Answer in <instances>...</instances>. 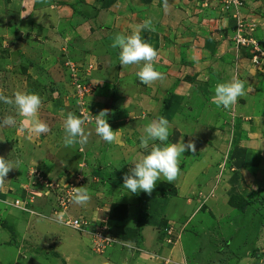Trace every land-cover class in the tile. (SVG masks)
I'll use <instances>...</instances> for the list:
<instances>
[{
	"label": "rangeland",
	"instance_id": "1",
	"mask_svg": "<svg viewBox=\"0 0 264 264\" xmlns=\"http://www.w3.org/2000/svg\"><path fill=\"white\" fill-rule=\"evenodd\" d=\"M21 1L3 0V4H0V94L12 97L17 90L39 94L42 106L37 112V118L47 123L50 130L45 134H30L27 130L30 124L17 114L15 106L0 101V156L18 167L9 172L0 188L1 242L4 230L10 236L7 243L16 244L14 254L17 250L26 252L27 241L28 248L32 251H36L40 245L28 240L32 238L24 234V222H20L23 227L25 225L22 231L14 229L16 221L21 219L19 212H25L29 217L33 213L31 223L41 220L47 230H51V226H58L64 229L63 232L66 230L69 237L77 238L79 235L75 234V229L59 223V218H75L71 216L72 195H68L69 187L65 186L71 181L74 185L70 187L86 188L88 183H94L91 181L92 176H95V180L109 182L108 176L104 175L108 171L100 175L94 173L102 170L103 161L108 162L114 158L117 161V158H121L122 151L125 157L123 165L112 169V174L119 179L112 181L111 178L110 183L111 186L114 183L124 184V175L134 167L130 161L150 150L140 147L139 137L144 134L145 126L151 120L164 116L169 121L168 143H176L182 139L185 143L193 140L197 151H186L181 155L179 175L171 184L163 176L160 177L147 204L158 206L161 201L159 193L164 192L175 201L170 206H167V202L164 203L163 209L183 220L188 214L185 200L192 199L191 197L196 201L200 200L198 193L206 187L212 189L208 196L202 192L201 198L208 200L216 196L219 200L216 201L218 206L213 207L210 213L200 207V213L205 212L200 214L201 217L194 218L191 228L177 223L164 225L163 228L158 225L162 230L160 236H163V245L169 247L181 243L189 229L194 232L203 230L207 236L204 237L201 233L203 247L200 252H196L197 248L191 240L187 239L186 242L194 260L199 259L202 264H234L239 259L244 264L251 259L252 262L248 264H263L264 203L260 200L264 195V115L261 118L256 115L255 119L246 124L245 128L251 127L253 129L248 131L254 132L250 135L253 142L248 144L247 140H241L244 135L234 134L236 125L241 123L242 118L239 116L235 120L230 117L233 107L230 110L220 107L221 111L217 109L216 113L211 111L209 115L208 112L205 113L206 107L203 104L207 105L212 101L214 86L230 81L233 74L248 77L250 85L254 83L260 87L264 82V57L260 56L258 66L251 61L252 54L248 51L250 47L237 45V37L241 34L255 40L264 49V0H167V8L164 0H127L126 4L104 5L102 15L108 18L105 23L93 20L97 17L90 16L93 12L88 19L79 15V34L75 28L77 21L71 15H63L58 20L59 15L54 12L61 10V4L52 5L48 0H38L43 3L35 4L34 0V4H29L24 9ZM64 5L70 11V4ZM54 7L56 10L52 9ZM71 8L74 10L72 4ZM31 10H34L32 14ZM88 10H91L90 7ZM32 15L35 24L31 31L26 28L33 37L28 36V43L21 39L22 34L17 25L22 19L32 18ZM147 19H151L154 31L141 30L143 21ZM134 29L139 30L142 39L158 52L155 68L162 73L163 79L151 86L142 83L136 76L140 65L122 67L118 58L120 50L111 46L117 34L129 35ZM22 41L26 42L20 44ZM201 66L205 70L201 71ZM182 82H192L193 85L189 87L188 83ZM204 82H207V86ZM179 86L180 90L177 89ZM183 88L188 92L187 97L183 101L175 100L176 89L181 92ZM253 89L257 90L255 87ZM253 92L254 97L263 95L262 92ZM253 104L252 100L249 108ZM257 107L260 106L255 104L253 116L260 111L256 110ZM104 109H109L106 119L113 131H117L116 141L113 143L103 141L95 132L93 115H98ZM70 112L81 119L89 117L83 125L88 136L87 143L83 146L76 143L66 147L63 143V123ZM8 116L15 118L14 126L3 125V120ZM203 123L206 129L211 128L209 136L199 135ZM228 127L226 139L216 133L219 131L225 135L224 129ZM238 130L239 134L243 131L240 128ZM236 139H240V142L232 144ZM108 146H115L116 149L109 152ZM251 148L253 151L245 152ZM63 176L68 177L63 179ZM106 186L111 188L107 184ZM92 187L101 189L96 182ZM107 194L106 199L112 201L110 193ZM234 195L250 201L243 214L230 207L229 200ZM64 196H69V202L63 212H59L58 208L62 207L58 203ZM179 196L183 199L186 196V199L181 200ZM226 197L227 200H224ZM18 200L19 206L27 210L13 205ZM237 201H234L235 204ZM201 202L200 200L199 203ZM39 205L47 208H39ZM115 206L118 209L119 206ZM212 206L214 203H211L210 207ZM192 211L189 207V212ZM201 218L204 220L202 229L199 224ZM85 219L91 221L92 218ZM120 226H108L106 233L115 241L110 248L116 244H124L123 247L131 245L117 238ZM170 229L171 236L167 232ZM124 231L125 228L122 229V234ZM86 235L91 240V250L95 251L94 240ZM197 235L199 233L194 237ZM228 240L230 244L226 247ZM138 245L142 253L143 242ZM211 248L221 251V254L217 256L211 253V250L208 251ZM108 250L109 247H104V252ZM231 250L237 253L236 258ZM202 251H208L210 255ZM41 255L54 264L49 259L52 255ZM147 256L149 259L157 258L152 252ZM12 261L10 258V263Z\"/></svg>",
	"mask_w": 264,
	"mask_h": 264
},
{
	"label": "crops",
	"instance_id": "2",
	"mask_svg": "<svg viewBox=\"0 0 264 264\" xmlns=\"http://www.w3.org/2000/svg\"><path fill=\"white\" fill-rule=\"evenodd\" d=\"M0 4H3V0H0ZM16 1V0H14ZM42 1V0H41ZM41 1L35 0V4H39V3H43ZM49 4H61L60 6V11L57 10V13L59 15V19H62L63 15H71V17L74 18V20L77 21L76 24V31L79 34V30H80V25L78 22L79 19H81V15L84 17H86V19H88L90 16H96L93 20L99 22V20L102 23H105V21L108 20L107 16H103L102 14L104 13V9L106 4H126L128 2H126L127 0H123L124 3H122V0H103V1H99V0H48ZM56 1H59L58 3H56ZM130 1V0H128ZM8 2V1H7ZM10 2V1H9ZM20 3V0H19ZM18 2H15V4H19ZM21 4L24 5L22 6V8L25 9V6H29V4H34V0H22ZM48 4V3H47ZM63 4V5H62ZM64 4H70V8L68 11L65 7ZM71 4L74 8V10L71 8ZM95 6V8L93 7ZM90 7L91 10H88ZM56 7L52 8L55 9ZM51 9V10H52ZM56 10V9H55ZM30 11V10H29ZM32 12L30 14H32L34 12V10H31ZM78 11V13H77ZM72 12V13H71ZM76 12V14H75ZM83 12V14L81 13ZM93 12V14H91L89 16V14ZM29 13V12H28ZM52 13V15L54 14ZM99 14V16H98ZM80 15V16H79ZM75 16V17H74ZM78 18V19H77ZM102 18V19H101ZM50 19V18H49ZM82 23V22H81ZM33 24H35V18L32 15V18H27V19H22V21H20V23H18L17 27H18V31L19 33H21V39L27 40L28 41V36L30 38H33L31 35V32H27L26 28L29 29L31 31V27L33 26ZM36 28V27H34ZM90 32V31H89ZM30 40V39H29ZM20 42V44H24L25 42ZM200 70H205V67L201 66ZM206 72L208 73L209 70H206ZM254 76V75H253ZM255 77V76H254ZM248 77L243 76V74L239 77V79H241L244 82L245 85V94L241 97L238 98L237 103L232 106L233 109L231 112H233L232 114H229L230 117L232 116L235 120H237L239 118V116H241L242 120L241 123L238 124V126L236 125V130L234 132V134L242 136L241 137L242 141L243 140H247L248 144H251L253 142V140H250L251 137L250 135H253V131L250 132L248 130H251L253 128H249L246 129L245 126L246 124L250 123V121H252V119H255L257 116L259 115V118H261L264 115V82L260 84L259 86H256L254 83H251L250 85V80L247 79ZM250 78V77H249ZM183 83V82H182ZM189 85V87L193 85L192 82H184L183 84H187ZM215 84V82H214ZM199 85H202L201 83H199ZM204 85L207 86V82H204ZM257 90H254V87ZM186 87V86H185ZM205 88L204 86H200ZM187 88V87H186ZM186 88H183L184 90L181 89V92H177V89L180 90V86L176 89V96H174L175 100H180L183 101L184 98H186L188 95V92H186ZM183 91V92H182ZM253 91H256L257 93H261L262 92V96L258 97L255 96V93ZM252 95V96H251ZM252 100L254 101L253 106H250ZM204 102V101H202ZM207 102V101H206ZM257 104L260 107H257V111H259L258 114L254 115L255 112V108L254 105ZM203 106L206 107V111L205 113L207 114V112L211 113V111H214L216 113L217 109L221 111L220 107H217L214 103L209 102L207 105L204 103ZM237 123V122H236ZM230 127L224 129L225 135L220 133L219 131H216V133L218 135H222L225 136V139L227 137V132L229 131ZM242 129L243 131H241L239 134V130L238 129ZM208 129V130H207ZM205 128V124L203 123L202 127H201V131L199 130V135L202 134H208L212 133V131H209V129L211 128ZM208 131V132H207ZM244 138V139H243ZM240 142L239 140H233L232 144H235L236 142ZM241 141V142H242ZM255 143V142H254ZM108 151L112 152L114 151L116 148L115 146H108ZM205 150V149H204ZM253 151V149H247L245 150V152L249 153V151ZM250 151V152H251ZM261 151V150H260ZM93 153H96V151H93ZM122 154L121 158H117V161H114V159H109L108 162L107 161H103L102 162V170L99 172L97 171L96 175H100V173H103L105 171H108L106 173H104V175L108 176L109 182H104V180L102 179H98L95 180V176L91 177V181L94 182L91 184L88 183L86 189L88 190L89 194H90V201L86 204V205H78L76 203H72V207H71V216L75 217V218H92L91 221L96 225V226H100L102 225L103 222H107L108 225L107 226H111V227H115L116 224H120V230L119 233L120 235L117 236V238L119 240H121V242H125L123 240V234H122V229H139L140 230V241H134V242H130V247H123L120 246L119 244L114 245L113 247H109V250L104 252L103 254H99L95 251H93V249L91 250V245H90V238L88 239L86 234H82L81 232L77 231L75 232L76 235H79L77 238H72L69 237L67 235V231L65 230V232H63L62 228H58V226H51L52 229L51 230H47L46 227L43 225V222L41 220H37L35 223H31V217L33 216L30 215V217L27 215L26 213H20L21 219L19 220H15L16 223L14 224L16 227L14 229L19 228L21 231L24 229L25 225V229H24V234H26V236L28 238H32V239H28L31 240V243L34 242H38L40 243V245L38 246V248H36V251H32L31 249L28 248L27 242H25V247L27 248V251L22 252V250H17V253L14 254L15 251V246L16 244L13 245V243H7V241H9V232H5L3 230L2 236L4 238H2V242L0 240V264H7L10 263V258L13 259L12 263L10 264H51L48 262L47 259H43L42 258V253L46 254V255H52L50 256L49 259H52L54 261V264H105L106 262H115V264H202L199 259L194 260L192 257V253L190 252L189 248L186 245L187 239L191 240V242L194 244L195 248H197L196 252H200L201 251V247L202 246V242L200 241L201 239V233L204 235V237L207 236V234L205 232H203V230H201L202 232H194L191 231L190 229L187 231L186 234H184L183 236V240L181 241V243H177L175 246H167L166 244L163 245L164 239L163 236H160V227L163 228L164 225L170 224V223H177L178 225H183L186 224L188 226H190L191 228V223H194V220L196 219V217L200 216V214H203L206 210L208 213L211 212L212 208H216L217 205V200H219L216 196H212L210 197L208 200H205L204 198H201L202 194H206V196H208V194L210 193L209 191H211L212 187L204 189V191L202 190L201 192L198 193L199 199L202 201L201 203H199L200 200L196 201L194 197H191L192 199L188 198L186 199L184 196V199H186V214L187 217L186 219L182 218L183 220H180L181 217H178L176 215L171 214V212H169L168 210L166 211V209H163V204L167 202V206H170V204H172L175 200L174 198H171L170 196L166 195L164 192L163 193H159V205L158 206H154V205H149L147 204L148 200H149V195L145 194L144 192L140 191L137 194H130L127 193L125 191L124 188V184L122 182V184H116L114 183L113 186L112 183H110V180L112 178V181H114L115 179H119L118 176H115L114 174H112V169H115L117 167H120L123 165L124 161H125V157H123V151L120 153ZM244 155V153H243ZM119 157V156H117ZM122 163V164H121ZM212 166H210L211 168ZM64 177V176H63ZM68 176H65L63 179H67ZM70 179V178H69ZM95 182L97 184H100V188L101 189H96L94 187H92V185L95 184ZM103 182V183H102ZM107 185H109L111 188H108ZM108 193H110L109 195L112 196V201H109L108 199H106L108 197ZM203 192V193H202ZM221 194L223 195V193L221 192ZM174 195L176 196V190L174 192ZM219 195V194H218ZM179 199L184 200L183 198H181V196H179ZM194 199V200H193ZM227 200V197L224 198V200ZM198 203V204H197ZM211 203H214V206L210 207ZM40 204V203H39ZM38 205V204H36ZM35 205V206H36ZM126 206L127 207V216L122 219V215L124 214L123 210L122 213H117L121 214V219L120 220H116V219H112L111 217V211H112V207L113 206ZM207 205V206H206ZM225 205V203H224ZM166 206V205H165ZM47 208V206L44 205H39V208ZM189 207L193 210L192 213L189 212ZM200 207H204L205 211L203 213H200ZM199 208V209H197ZM119 209V208H118ZM120 210V209H119ZM198 210V212H197ZM39 211V210H37ZM166 211V212H165ZM207 213V214H208ZM232 213H234V211H232ZM14 217H17L16 215ZM44 218H46L43 215ZM13 218V216H12ZM25 218V219H24ZM195 218V219H194ZM52 221H54L53 219H50ZM110 220V223L109 221ZM20 222H24L25 225L24 227L22 226V223ZM31 223V224H30ZM200 227L204 225V220L201 218V223L199 222ZM160 227H159V226ZM12 227V226H11ZM14 227V226H13ZM67 227V226H65ZM139 227V228H138ZM61 229V230H59ZM202 229V227L200 228ZM18 230V229H17ZM16 231V230H15ZM19 231V230H18ZM75 231V230H74ZM190 233H193L194 235L198 234L196 237H194V235H191ZM158 235V237H157ZM81 237V238H80ZM68 238H70L68 240ZM141 241L143 242V246H142V250L143 252L140 253V246L138 245V243H141ZM68 242V243H67ZM227 242L230 241L228 240ZM226 242V243H227ZM159 243H161L160 245H158ZM135 247H133V245ZM205 245V244H203ZM139 246V247H138ZM228 247V246H226ZM136 248V249H135ZM145 249V251H144ZM137 250V251H136ZM156 250V251H155ZM160 250V252H159ZM211 250L213 254L219 256V254H221V251H218L214 248L208 249V251ZM220 250V249H219ZM228 249H225L224 251L226 252ZM208 251H202L203 253H206L208 255H210V253ZM218 251V252H217ZM243 251V250H242ZM245 251V250H244ZM21 252V253H20ZM150 252H152L153 254H156L157 258H148V254L150 255ZM20 253V254H19ZM145 253V254H144ZM218 253V254H217ZM227 254H230V252H226ZM225 253V254H226ZM231 253L234 254L233 257L236 258V254L234 251ZM19 255V257H18ZM192 255V256H191ZM228 256V255H227ZM160 257V258H159ZM245 257V256H244ZM242 257V258H244ZM206 258L208 259V256H206ZM219 258V257H218ZM7 261H6V260ZM221 259V258H219ZM3 260V261H2ZM106 261V262H104ZM165 261V262H164ZM211 261V259L209 260ZM218 261V260H217ZM220 262V260H219ZM252 262L251 259L246 261V263L244 264H248ZM213 264V263H211ZM214 264H216L214 262ZM234 264H241L239 262V259L235 261ZM264 264V263H263Z\"/></svg>",
	"mask_w": 264,
	"mask_h": 264
},
{
	"label": "clouds",
	"instance_id": "3",
	"mask_svg": "<svg viewBox=\"0 0 264 264\" xmlns=\"http://www.w3.org/2000/svg\"><path fill=\"white\" fill-rule=\"evenodd\" d=\"M164 2L165 8H167V0ZM143 29L155 30L151 19L143 21L141 30ZM111 46L120 50L118 58L122 67L140 65L136 76L142 83L151 86L157 80L163 79L162 73L155 68L158 52L150 43L142 39L139 30L134 29L129 35L117 34ZM244 94V82L239 79L238 74H233L230 81L220 82L214 86L212 103L217 107L230 110L237 103L238 98ZM0 101L15 106L17 114L23 118V121L30 124L27 129L30 134H45L50 130L47 123L37 118V112L42 106V98L39 94L17 90L12 97L0 94ZM108 115L109 109H104L98 115H93L95 132L103 141L113 143L116 141L117 131H113L108 123L106 119ZM88 119L87 116L81 119L71 112L67 114L63 123V143L66 147L76 143L83 146L87 143L88 136L85 134L83 125ZM15 124L16 120L12 116L3 120L4 126H14ZM169 135V121L164 116L151 120L145 126L144 134L139 137L140 147L142 149L150 148V150L138 159L130 161L134 167L130 168L123 177V186L127 192L137 194L143 191L151 195L161 176L170 184L176 180L180 172L181 155L186 151L195 153L197 149L193 140L185 143L182 139L176 143H168ZM156 141L159 143H155ZM13 168L18 167L9 159L6 160L0 156V188L3 187L5 178ZM71 199L78 205H86L90 201V194L84 187H73Z\"/></svg>",
	"mask_w": 264,
	"mask_h": 264
},
{
	"label": "built area",
	"instance_id": "4",
	"mask_svg": "<svg viewBox=\"0 0 264 264\" xmlns=\"http://www.w3.org/2000/svg\"><path fill=\"white\" fill-rule=\"evenodd\" d=\"M237 45H242L243 47L244 46L250 47V48H248V51H250V54H252V56H251L252 60L251 61L253 63H256L258 66L260 65L259 58H260V56H261V58L264 57V49H263L262 45H260L255 40H250V39L242 36L241 34H239L237 37ZM261 64H263V63L261 62ZM70 185H74V184L70 181V183H68L65 186L66 188L69 187V188H67L69 190L68 195H72V187H74V186L70 187ZM68 202H69V196L62 197L60 199V202L58 203L59 207H62V208H58V211L61 212L64 209V207H66V204H68ZM19 203L20 202L18 200L13 205L15 207H18V208L20 207L23 210H27V209H24V207L19 206ZM59 223H63L67 227L73 228V229L81 232L82 234L90 235V237L94 240V242H93L94 249L98 253H104V247H110V245L115 242L106 233L108 231V226H107L108 223L107 222H103L104 225L102 224L100 226H96L92 221L85 219V218H74V219L70 218V219H66V220H64V218L63 219L59 218ZM167 232H168V234H170L169 236H171L172 229H170ZM168 242H171V241L169 240Z\"/></svg>",
	"mask_w": 264,
	"mask_h": 264
},
{
	"label": "trees",
	"instance_id": "5",
	"mask_svg": "<svg viewBox=\"0 0 264 264\" xmlns=\"http://www.w3.org/2000/svg\"><path fill=\"white\" fill-rule=\"evenodd\" d=\"M100 2L103 1V0H99ZM235 200H238L237 201V204H235ZM230 202V207L232 208H235L238 210V212L240 214H243L246 209L249 207V200H246L244 197H241V196H237V195H234L230 198L229 200ZM260 202L264 203V195L262 197V199L260 200ZM239 203V204H238ZM119 209L115 207H113L112 211H111V217L112 219H116V220H120L121 219V214H118L116 215L117 213H121L123 210L124 214L122 215V219H124L126 216H127V207L126 206H123V205H120L118 207ZM121 211V212H120ZM140 237H141V234H140V230L139 229H136V230H132V229H125V231L123 232V240L125 242H134V241H140ZM229 245V242L226 243V246Z\"/></svg>",
	"mask_w": 264,
	"mask_h": 264
}]
</instances>
